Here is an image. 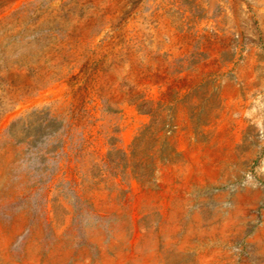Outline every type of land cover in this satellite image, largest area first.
Masks as SVG:
<instances>
[{
	"label": "rangeland",
	"instance_id": "374dc122",
	"mask_svg": "<svg viewBox=\"0 0 264 264\" xmlns=\"http://www.w3.org/2000/svg\"><path fill=\"white\" fill-rule=\"evenodd\" d=\"M0 264H264V0H0Z\"/></svg>",
	"mask_w": 264,
	"mask_h": 264
},
{
	"label": "trees",
	"instance_id": "16d2710c",
	"mask_svg": "<svg viewBox=\"0 0 264 264\" xmlns=\"http://www.w3.org/2000/svg\"><path fill=\"white\" fill-rule=\"evenodd\" d=\"M94 69L95 68H94L93 64L90 63L89 59H88L87 61H85L83 64L80 65L78 73L72 75L70 85L78 86L79 84H81L80 76L88 74ZM73 111L74 110L72 109V113H73Z\"/></svg>",
	"mask_w": 264,
	"mask_h": 264
}]
</instances>
